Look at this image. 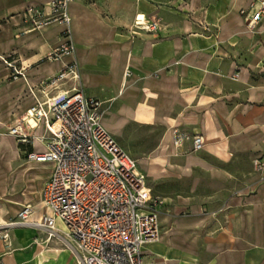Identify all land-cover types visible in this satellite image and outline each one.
Listing matches in <instances>:
<instances>
[{
    "label": "crops",
    "instance_id": "0c3cea01",
    "mask_svg": "<svg viewBox=\"0 0 264 264\" xmlns=\"http://www.w3.org/2000/svg\"><path fill=\"white\" fill-rule=\"evenodd\" d=\"M51 2L0 0V223L25 204L31 220L44 211L41 190L53 165L26 159L8 128L44 99L41 81L74 63L77 76L45 92L82 90L101 102L113 134L159 129L142 161L152 180L174 188L154 193L148 185L161 201L160 236L143 247L142 264H264V164L261 172L252 164L264 158V17L248 25L240 9L250 0H72L74 52L51 60L68 40L50 18ZM137 15L158 28L136 29ZM9 62L22 70L16 79ZM174 127L201 134L203 148L174 147ZM32 130L29 148L43 151L42 125ZM45 236L10 229L0 261L76 264Z\"/></svg>",
    "mask_w": 264,
    "mask_h": 264
},
{
    "label": "built area",
    "instance_id": "2783aa9c",
    "mask_svg": "<svg viewBox=\"0 0 264 264\" xmlns=\"http://www.w3.org/2000/svg\"><path fill=\"white\" fill-rule=\"evenodd\" d=\"M71 1L51 2L50 18L63 25L62 34L68 40L55 47L47 59L74 52L69 39ZM240 14L254 27L264 17V0H250ZM133 25L150 32L159 24L137 15ZM9 65L10 77L18 78L22 74L20 67L12 62ZM69 74L72 78L77 76L74 63L41 81L44 99L36 100L21 122L8 128L17 143L25 147L26 159L50 162L53 167L41 190L42 214L31 220L32 205H23L12 219L0 223V240L9 246L10 229L33 227L46 235V243L62 241L76 264H142L143 247L160 236L157 204L161 201L152 195L137 160L104 126L101 102L75 88L45 92L46 88L56 89L58 82ZM39 124L43 128L39 139L45 148L39 152L28 150L34 139L30 131ZM172 138L176 148H182L186 142L191 144L192 151L204 146L201 134L179 127H174ZM252 164L256 172H261L264 158H256Z\"/></svg>",
    "mask_w": 264,
    "mask_h": 264
},
{
    "label": "rangeland",
    "instance_id": "374dc122",
    "mask_svg": "<svg viewBox=\"0 0 264 264\" xmlns=\"http://www.w3.org/2000/svg\"><path fill=\"white\" fill-rule=\"evenodd\" d=\"M112 135L114 136L118 144L137 160L138 168L143 173H145L147 178V183L150 187H152L154 193H159L160 191L171 192V190L174 188L173 183L169 181L160 184L152 180L148 175V169H149L148 163L142 161V158L146 156L148 149L156 143L159 137L158 128L149 129L147 127H133V128L130 127L127 129V132L121 135L113 134V133ZM36 230L37 232H41L38 229ZM51 244L59 247L60 249H66L67 251L70 252V250L59 239H54L50 241L48 243V246ZM10 246L11 244L9 245V247ZM19 249H22V247H19ZM71 255L73 256L72 253Z\"/></svg>",
    "mask_w": 264,
    "mask_h": 264
},
{
    "label": "trees",
    "instance_id": "16d2710c",
    "mask_svg": "<svg viewBox=\"0 0 264 264\" xmlns=\"http://www.w3.org/2000/svg\"><path fill=\"white\" fill-rule=\"evenodd\" d=\"M28 150H31V149L28 147Z\"/></svg>",
    "mask_w": 264,
    "mask_h": 264
}]
</instances>
